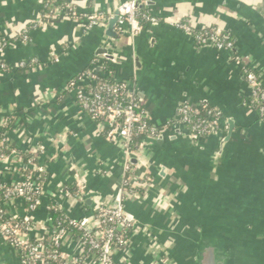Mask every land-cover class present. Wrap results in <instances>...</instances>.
I'll use <instances>...</instances> for the list:
<instances>
[{
    "label": "crops",
    "instance_id": "0c3cea01",
    "mask_svg": "<svg viewBox=\"0 0 264 264\" xmlns=\"http://www.w3.org/2000/svg\"><path fill=\"white\" fill-rule=\"evenodd\" d=\"M127 1L0 0V38L9 40L3 56L8 70L0 72V129L11 118L5 133L9 145L26 155L42 148L37 167L45 174V203L90 219L97 205L122 204L135 228L130 254L119 251L113 264H157V249L173 264H217L218 256L222 264H264V121L247 103L249 87L232 53L199 47L172 25L230 35L234 52L248 58L264 85V0H146L159 23L133 37L128 25H116L117 36L109 39V17ZM58 2H69L79 15H102L103 21L87 30L85 20L64 11L45 21L42 4ZM31 24L36 27L29 28L28 42L13 39ZM104 46L112 60L92 56ZM31 61V69L18 67ZM96 62L110 68L112 79L130 81L151 125L164 127L139 149L138 169L130 173L128 182L139 194L123 193L122 145L100 134L67 89ZM184 101L217 109L219 131L196 144L185 128L168 127ZM228 121L233 130L223 142ZM4 164L0 161V181L20 178L19 169ZM139 167L149 173V182H138ZM72 184L83 191L77 202L58 194ZM15 209L24 213L18 205ZM33 217L47 224L45 212ZM62 250L71 257L77 243L66 238ZM0 264H16L1 237Z\"/></svg>",
    "mask_w": 264,
    "mask_h": 264
},
{
    "label": "built area",
    "instance_id": "2783aa9c",
    "mask_svg": "<svg viewBox=\"0 0 264 264\" xmlns=\"http://www.w3.org/2000/svg\"><path fill=\"white\" fill-rule=\"evenodd\" d=\"M137 5L146 8L144 19L149 26H155L159 23V19L149 12L146 0H128L117 9V25L120 27L124 24L128 25L130 37L143 29L137 20V9H139L136 7ZM52 6V19L57 18L60 11H64L72 19L85 20L87 30L95 27L97 23H101L104 18L102 15L91 17L79 15L69 2L55 3ZM261 16L264 20V10ZM172 25L194 39L199 47H212L218 52L235 53L234 40L230 35L220 32L216 28L198 31L182 22H175ZM28 30V27L22 29L14 35L13 39L28 42ZM8 41L5 37L0 38V72L8 70L3 58ZM232 60L241 69L249 87L248 105L255 109L260 119L264 121V85L258 73L248 64L247 57L235 53ZM31 62L30 64L21 62L18 67L31 69L34 61ZM111 76V73L106 71L102 63L96 62L92 67L74 77L68 83L67 89L73 93L77 107L92 121L97 119L96 127L100 134L107 141L122 145L124 154L122 172L123 185H125L129 184V178L126 179L127 175L138 169L137 165L130 164L129 158L134 156L139 161L141 159L139 149L148 140L157 139L159 133L157 134L154 129L151 130L150 134L139 145L138 151H131V138L134 133L146 132L145 119L148 118V113L130 81L112 79L113 83L111 84L98 85L99 79ZM95 87L96 89L92 90ZM137 109H141V111L137 112ZM220 118L221 113L213 107L207 105L194 107L184 101L176 110L174 122L177 126L185 128L188 140L198 144L202 139L219 131ZM7 124L6 118L3 120L0 129V133L2 136L4 135L0 145L4 143L9 145L6 132H2ZM135 124L138 126L135 127ZM41 152L42 148L38 150L37 154H32L30 159L25 162L20 160V157L12 151V161L33 165ZM7 160L8 157H0V161L3 163H6ZM36 168V171L39 172L40 169ZM58 194L62 198L77 202L81 199L83 191L78 187L76 193H71L62 187L58 190ZM43 195L42 185L32 177L11 180L7 185L6 182L0 181V236L13 251L16 264L45 263L46 249L41 242V235L46 236L51 243L53 250L48 257L56 264H113V256L119 251H123L127 256L130 254L127 247L135 223L120 202L112 207L97 205L91 219L87 216L75 218L66 213L69 225L85 232L80 239L73 237L68 230L59 229L57 225H52L50 212L53 210L63 211V208L58 204L45 203ZM16 205L23 209L22 215L15 211ZM38 211L46 213L45 223L47 224H41L35 220L33 215ZM1 216L6 217L8 221H3ZM108 224L111 226L107 227ZM39 227L41 232L37 233ZM92 232L94 237H91ZM123 233H127V236H123ZM66 238L77 243V253L71 257H67L62 250ZM30 239H35V243L30 244ZM19 254L20 256H18ZM155 259L157 264H173L167 258L163 259L160 249H157Z\"/></svg>",
    "mask_w": 264,
    "mask_h": 264
},
{
    "label": "trees",
    "instance_id": "16d2710c",
    "mask_svg": "<svg viewBox=\"0 0 264 264\" xmlns=\"http://www.w3.org/2000/svg\"><path fill=\"white\" fill-rule=\"evenodd\" d=\"M59 4H62L63 2H58ZM52 11H53V6L49 3V4H46V3H43L42 4V9H41V16L43 17V19L45 21H48V20H51V15H52ZM146 8L144 6L140 7L139 9H137V20L140 24V26L142 28H146L147 26H149L147 24V22L145 21L144 19V14L146 12ZM36 27V24H31L28 26V28H35ZM27 38L29 40V36L27 35ZM232 38V37H231ZM235 53L232 54V56L234 55ZM104 67L106 69V71L110 72V68L108 66H106L104 64ZM25 69H21V71ZM257 73V72H256ZM113 83V80L111 77H103L101 79H99L98 81V85L99 84H111ZM95 88H92V90H95ZM211 107V106H210ZM255 110V109H254ZM137 112H140L141 109H137L136 110ZM256 111V110H255ZM257 112V111H256ZM258 113V112H257ZM259 116V115H258ZM8 120V124H7V127H5V129H2L3 131L2 132H6L10 129V123H12V119L11 118H7ZM94 124L96 125L98 123L97 119H95L94 121ZM145 123L147 125L146 127V132L144 133H134V135L132 136L131 138V145H130V149L132 152H137L138 151V147L139 145L141 144V142L150 134L151 130H155V132L158 134L160 131H162V129H164V127H154L151 125L150 123V120L148 118L145 119ZM176 125V123L173 121V122H170L168 124V127H172L173 125ZM138 124H135V127H137ZM4 138V135L2 136V134L0 133V142L1 140ZM15 152L19 157H20V160H23V161H28L31 157V155H26V154H21V153H18L14 147H12L11 145H8L7 143H4L2 145H0V157L3 156V157H11V153ZM38 161H39V157L37 158L36 161H34L33 163V166L37 167L38 166ZM19 174H20V178L24 179V178H27V177H32L34 178L35 181H37L38 183H40L42 185L43 183V179L45 177V174L42 173V172H38V171H35V170H30V169H27L26 171L24 170H21L19 169L18 170ZM139 172H140V176H139V180L138 182L139 183H146V182H149V179L151 178L149 173H147V171L143 168V167H139ZM129 175H127L126 179L129 178ZM9 184V182H6V185ZM63 188L67 189L68 191H70L71 193H76L77 191V187L75 184H72V185H65L63 186ZM123 191L124 193H141V190L139 189H135V188H132V186L130 184H125L123 186ZM50 217H51V223L52 225L56 226L60 229V228H64L66 230H68L72 235L73 237H77V238H82L85 234L84 231H81V230H78L77 228L69 225L68 223V216L67 214L64 212V211H51L50 212ZM2 220L3 221H8L7 218L5 219L4 216L2 217ZM111 225L108 224L107 227H110ZM93 232L91 233V237H94L93 236ZM123 236H127V233H123ZM1 237V236H0ZM41 242L42 244L44 245L45 249H46V259H45V263L44 264H56L54 263V261H52L48 255L50 252H52V245L51 243L47 240V237L46 236H43L41 235ZM35 243V239H30V244H34ZM86 249H87V244H86ZM20 256V254L18 255ZM217 264H222V262L220 263L219 261H221V258L218 256L217 257Z\"/></svg>",
    "mask_w": 264,
    "mask_h": 264
},
{
    "label": "water",
    "instance_id": "95a60500",
    "mask_svg": "<svg viewBox=\"0 0 264 264\" xmlns=\"http://www.w3.org/2000/svg\"><path fill=\"white\" fill-rule=\"evenodd\" d=\"M136 7L140 8L139 5H137ZM117 22H118V11H115L114 14H113V17H111L108 20V22H107V24L105 26V35L109 39L114 38V37L117 36L115 34V32H114V28L116 27ZM92 56L94 58L103 57L104 59H107V60H112L113 59V56L111 55L110 51L105 46L98 48L93 53ZM135 63H136V66H137V63H138L137 58L135 59ZM227 125H228V133H227L226 138L223 140V142H226L229 139V137L231 135V132L233 130V123L228 121ZM12 158H13V156L11 155V157H9L7 162L4 164V167L21 169V170H24V171H26L27 169L35 170V171L37 170V168L35 166H33V165H27L25 163L13 162ZM129 162H130L131 165H138V160L134 156L129 158ZM84 199H85V204L86 205H89L91 203V200L89 198H87L86 196H84ZM202 242H204L203 237H201V243Z\"/></svg>",
    "mask_w": 264,
    "mask_h": 264
},
{
    "label": "flooded vegetation",
    "instance_id": "af4514ba",
    "mask_svg": "<svg viewBox=\"0 0 264 264\" xmlns=\"http://www.w3.org/2000/svg\"><path fill=\"white\" fill-rule=\"evenodd\" d=\"M207 240H209V239H207ZM212 239H210V241H211ZM205 241H206V239H205ZM213 241V240H212ZM208 243V242H207ZM210 245H209V243H208V247H209ZM210 256H211V254H210Z\"/></svg>",
    "mask_w": 264,
    "mask_h": 264
}]
</instances>
